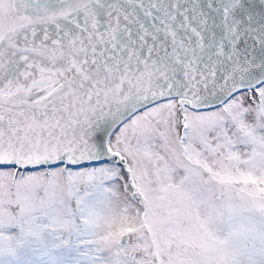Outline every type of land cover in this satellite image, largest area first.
Listing matches in <instances>:
<instances>
[{
  "label": "snow or ice",
  "instance_id": "snow-or-ice-1",
  "mask_svg": "<svg viewBox=\"0 0 264 264\" xmlns=\"http://www.w3.org/2000/svg\"><path fill=\"white\" fill-rule=\"evenodd\" d=\"M0 264H264V0H0Z\"/></svg>",
  "mask_w": 264,
  "mask_h": 264
}]
</instances>
